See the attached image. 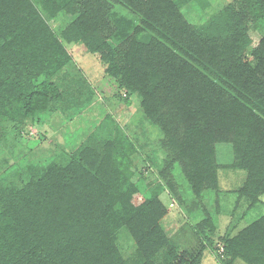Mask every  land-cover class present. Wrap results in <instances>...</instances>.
Wrapping results in <instances>:
<instances>
[{"label":"trees","instance_id":"obj_1","mask_svg":"<svg viewBox=\"0 0 264 264\" xmlns=\"http://www.w3.org/2000/svg\"><path fill=\"white\" fill-rule=\"evenodd\" d=\"M187 9L198 11L196 21ZM47 17L67 25L57 33ZM257 19L264 0L218 9L210 0H0V140L8 124L61 98L54 74L70 61L66 44L81 43L140 97L143 122L159 129L160 157L143 156L183 208L206 215L192 235L213 231L207 205L219 209L222 169L245 172L236 192L251 205L264 194V37L255 64L247 58ZM220 145L231 147V163L219 160ZM113 146L104 156L84 146L80 158L0 183V264H127L116 244L123 227L141 264H200L194 248L180 252L186 242L165 233L159 192L128 182ZM220 254L228 264H264V213Z\"/></svg>","mask_w":264,"mask_h":264},{"label":"rangeland","instance_id":"obj_2","mask_svg":"<svg viewBox=\"0 0 264 264\" xmlns=\"http://www.w3.org/2000/svg\"><path fill=\"white\" fill-rule=\"evenodd\" d=\"M210 1L213 8L218 9L233 0ZM197 12L187 9L185 14L194 22L199 17ZM46 19L57 33L67 25V20L62 17ZM249 34L251 44L247 58L254 65L253 51L264 37V19L253 21ZM66 49L70 61L54 74L62 91L61 98L35 117L20 118L22 122L19 125L8 124L3 132L0 140V183L26 181L34 166H45L53 161L66 162L73 156L80 158L79 152L84 146L104 156L107 144L113 142L115 158L119 160L117 164L128 182H135L139 190L147 195L159 192L166 208V214L161 219L165 233L186 242L185 248L179 251L195 249L200 264H228V258L220 254L225 240L264 213V194L257 204L251 205L249 200L240 198L236 192L245 180V172L222 169L219 174V209L216 212L214 203L209 200L207 205L215 229L212 231L206 226L198 237L192 235L200 231L197 223L206 215L198 208L191 211L183 208L166 189L156 167L145 161L143 153L145 156L151 153L150 158L158 153L160 157V132L152 123L143 122L140 97L136 93H128L117 78L106 72V65L98 55L91 53L83 44H66ZM217 150L221 163H231L230 146L220 145ZM116 244L127 264L142 263L138 247L126 227L117 231ZM233 264L246 263L237 259Z\"/></svg>","mask_w":264,"mask_h":264},{"label":"built area","instance_id":"obj_3","mask_svg":"<svg viewBox=\"0 0 264 264\" xmlns=\"http://www.w3.org/2000/svg\"><path fill=\"white\" fill-rule=\"evenodd\" d=\"M222 251H223V248H221L220 252L222 253Z\"/></svg>","mask_w":264,"mask_h":264}]
</instances>
